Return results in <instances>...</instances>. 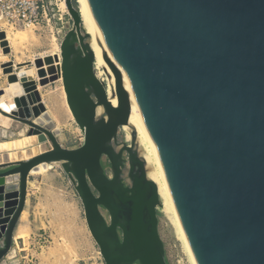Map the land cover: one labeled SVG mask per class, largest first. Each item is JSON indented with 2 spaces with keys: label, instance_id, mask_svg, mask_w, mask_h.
I'll return each instance as SVG.
<instances>
[{
  "label": "water",
  "instance_id": "water-1",
  "mask_svg": "<svg viewBox=\"0 0 264 264\" xmlns=\"http://www.w3.org/2000/svg\"><path fill=\"white\" fill-rule=\"evenodd\" d=\"M65 3L73 25L60 43V69L51 55L34 66L0 64L15 102L11 111L0 107V118L50 141L27 160L0 162V178L17 177L0 185V264L16 241L29 175L55 163L80 195L105 264H168L159 189L136 132L130 144L119 141L126 124L159 159L195 263L264 264V0H86L117 105L97 76L78 0ZM6 34L0 46L9 54ZM33 67L41 86L62 78L85 134L80 147L59 142L37 77H27ZM40 115L49 123H36Z\"/></svg>",
  "mask_w": 264,
  "mask_h": 264
},
{
  "label": "rangeland",
  "instance_id": "rangeland-1",
  "mask_svg": "<svg viewBox=\"0 0 264 264\" xmlns=\"http://www.w3.org/2000/svg\"><path fill=\"white\" fill-rule=\"evenodd\" d=\"M49 2L52 12L43 24L8 30L11 37L19 33L23 36L21 39L24 35L26 39L22 41L19 38L14 40L18 41L16 43L10 42L12 52L8 55L3 54L0 47V64L16 60L18 63L31 61L34 66L36 58L45 57L57 50L54 53H57L54 60L58 63L55 62V65L60 69V43L65 33L72 27L73 21L65 0H49ZM56 56L57 59H55ZM33 68L38 82L37 89L41 93L47 114L51 116L53 130L56 131L58 138L60 137L59 142L68 148L80 147L84 143L85 134L69 108L62 78L41 86L37 69ZM105 76L108 78V75ZM0 82L6 87L8 85L7 76L1 74ZM3 120H0V155L6 153L12 155L23 151L34 153V156L44 151V149L35 151L36 147H42L50 142L44 133L45 138L38 141L39 135L42 134L38 133L35 134L36 141L30 143L27 141L28 134L22 131L27 124L10 121L6 125V119ZM118 137L120 142L131 143V140L126 139V133L122 128ZM13 142L15 146L12 145ZM139 150L142 154L140 147ZM33 156L28 154L22 158L11 159L9 157L7 160L0 159V162L27 160ZM108 173L112 175L111 171ZM27 193L26 211L21 221L22 231L17 232L16 241L12 246L15 252L12 257L6 258L8 264L17 261V264H77L79 262L81 264H105L101 253H98L100 252L99 246L88 228L80 195L61 163L51 165L48 170L30 174ZM0 207L3 208V201ZM158 217L159 232L164 242L168 264H193L186 246L178 238L172 223L159 210V207ZM93 241L96 243V255L91 254V249L94 247Z\"/></svg>",
  "mask_w": 264,
  "mask_h": 264
},
{
  "label": "bare ground",
  "instance_id": "bare-ground-1",
  "mask_svg": "<svg viewBox=\"0 0 264 264\" xmlns=\"http://www.w3.org/2000/svg\"><path fill=\"white\" fill-rule=\"evenodd\" d=\"M78 4H79V7H80V12H81V16H82L83 26L85 27L86 31L89 33V35L91 37L90 38L91 39V46H92V49H93V51L95 53V69L98 70L97 71V76L103 82L106 83L109 99L111 100V102L114 105H117L118 104V98L115 96L116 88H115V83H114V79H113V74H112V70H111V67H110V63H109L107 57L105 55L101 54L98 51V49H97V46H96V43H95V39H94V35H93L92 22H91V18H90V14H89V10H88V6H87V3H86V0H78ZM7 34H8V38H9V39L8 38L7 39L10 40V42H12V41H14L16 39H19V38L21 39L23 37L19 33L15 34V36H12V37H11V34L9 32ZM21 34H23V33H21ZM19 35H20V37H19ZM25 37L26 36L24 35V38L21 39V40L24 41V39H26ZM16 42H18V41H14V43H16ZM55 52L50 53V55L54 57L57 54V53L54 54ZM55 59H57V56H56ZM0 60H1V57H0ZM61 62H62V57H61ZM1 74H4L3 69H0V75ZM34 75H35L34 68H33V70H31V72L30 71H29V73L27 72V77H29V78L31 76H34ZM105 75H108V78H105L106 77ZM107 79H109V81H107ZM6 87L2 86L0 88V107L3 108L6 111H11L15 107V102H14L13 98H11L9 96V93H8ZM102 111H103V109L100 107L98 109L99 114L102 113ZM3 119H4V117L0 118V120H3ZM5 122H6V125H7L8 124L7 121H5ZM35 122L38 123V124H43V125H46V124L49 123V121H47V119L44 117V115H40V116L36 117ZM29 129H31V128L28 125H26L22 131H23V133H27L28 134V136H27L28 140L27 141L30 142V143H34L36 141V137H35L36 135L35 134H29L28 133ZM122 129L126 133V139L127 140H131L132 139V132L133 131L136 132L138 145L142 149V151H141V152H143L142 156L144 157V159L146 161V164H147L148 176H149L150 179H152L157 184L158 189H159V197H160V202H161L160 205H159V210L172 223V226L175 228L178 238L186 246L187 251H188V253H189V255H190V257H191V259L193 261V264H196L195 260H194V257L192 255V252L190 250L189 244L187 242V239L185 237L184 231L182 229V226H181L180 220L178 218L176 209L174 207V204H173V201H172L169 189H168V185H167V182H166V179H165V175H164L163 169L161 167V164L159 162V159H158L154 149L150 146V144L148 143L146 137L144 136V134L141 131L135 129L134 127H132V126H130L128 124L122 126ZM44 138H45V135L41 134V135H39L38 141L43 140ZM59 139H60V137H59ZM12 145L15 146L16 144L13 142ZM39 149H44V150L47 149L46 144L42 145V147H36L35 151H38ZM27 153L30 156H33V154H34V153L31 154V152H23V151H21L19 153H13L12 155L6 153L4 155H0V159L7 160L9 157L11 159H14L15 157L22 158L23 156L28 155ZM51 165L52 164L44 165V168L41 170V172L45 171V170H48L51 167ZM14 178H17V177L15 176V177H13V179H10L9 177L0 178V185L5 184V183H7V182H9L11 180H14ZM2 201H3V208L0 207V216H2V213L5 210L4 207H5V204H6L4 202L5 200L3 199V196L0 195V206H1ZM15 207H16V204L15 205H13V204L9 205V209L11 210V213L13 212L12 210ZM14 252L15 251L12 250L10 252L9 256L12 257Z\"/></svg>",
  "mask_w": 264,
  "mask_h": 264
},
{
  "label": "built area",
  "instance_id": "built-area-1",
  "mask_svg": "<svg viewBox=\"0 0 264 264\" xmlns=\"http://www.w3.org/2000/svg\"><path fill=\"white\" fill-rule=\"evenodd\" d=\"M51 12L49 0H0V31L39 26Z\"/></svg>",
  "mask_w": 264,
  "mask_h": 264
},
{
  "label": "crops",
  "instance_id": "crops-1",
  "mask_svg": "<svg viewBox=\"0 0 264 264\" xmlns=\"http://www.w3.org/2000/svg\"><path fill=\"white\" fill-rule=\"evenodd\" d=\"M7 33H8V31H7ZM9 43H10V41H9ZM1 47V46H0ZM10 47H11V43H10ZM2 48V47H1ZM2 51H3V49H2ZM11 52H12V48H11ZM10 52V53H11ZM9 53V54H10ZM3 54H4V52H3ZM5 55H8V54H5ZM5 62H8V61H5ZM14 62H16V63H18L16 60H14ZM2 63H4V62H2ZM27 136V135H26ZM27 200H28V193H27ZM27 200H26V205H27ZM26 205H25V208H26ZM24 208V210H23V212H22V214H21V216H20V219H19V221H18V224H17V227H16V229H15V232H14V238H15V240H16V235H17V232H19V231H22V226H21V221L23 220V213L26 211V209ZM91 243V242H90ZM93 243V245H94V247H93V249H91V254L92 255H96V243H95V241H93L92 242ZM92 244H91V246H93ZM98 253H101V252H98ZM93 257V256H92ZM77 264H81L80 262L79 263H77ZM85 264H89V263H85ZM90 264H93V263H90ZM99 264V263H98Z\"/></svg>",
  "mask_w": 264,
  "mask_h": 264
}]
</instances>
